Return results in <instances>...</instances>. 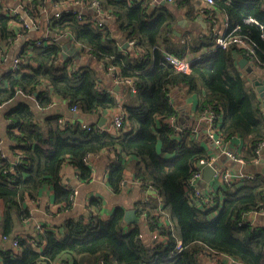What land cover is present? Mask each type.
I'll return each mask as SVG.
<instances>
[{
  "label": "trees",
  "instance_id": "16d2710c",
  "mask_svg": "<svg viewBox=\"0 0 264 264\" xmlns=\"http://www.w3.org/2000/svg\"><path fill=\"white\" fill-rule=\"evenodd\" d=\"M51 1L63 0H33L31 13L39 14V7ZM100 2L126 32L127 40L136 42L135 52L122 50L108 26L101 30L80 24L73 9H63L60 17L50 15L46 27L53 34L74 33L96 61L117 66L120 75L135 81L136 92L129 87L123 91L124 127L110 132L93 124L88 129L79 122L63 126L59 113L43 115L55 97L67 99L87 114L115 108L120 101L102 86L96 64L81 61L76 71H70L73 60L62 59L61 42L30 44L28 59L37 65H30V71H9L5 74L8 85L0 87V104L11 102L6 118L13 142L10 149L17 158L3 155L0 149V199L5 203L0 233L18 241L17 251L12 246L0 249L2 264H205L207 257L218 254L242 264H264V225L247 218L251 212L264 213V165L255 161V149L264 141V101L251 81L254 73L249 77L237 66L239 56L252 66L264 65V0H214L211 5L213 13L226 14L227 33L235 30L249 38L253 56L235 44L213 49V32H191L181 42L174 33L176 15L165 4ZM179 3L196 7L193 0ZM12 20L21 17L0 12V39L8 41L23 30L16 29ZM202 49L206 50L193 59L189 72L174 68L164 58L165 52L186 58ZM173 87L201 94L200 114L209 106L215 108L225 143H233L237 136L246 140L243 148H235L251 175L239 183L221 184L213 208L196 205L184 190L195 163L210 156L197 132L186 130L177 136L170 121L177 114ZM19 90L25 94L19 95ZM34 98L38 110L33 107ZM105 150L115 153L108 178L114 191L123 184L129 161L134 162V176L143 187L158 191L160 200L149 199L137 210L146 216L149 230L156 232L154 240H145L138 224L125 227L123 207H116L109 218L91 214L87 220L69 218L57 229L45 224L29 234L15 233L16 222L29 216L23 203L26 196L36 197L51 185L59 203H70L73 190L62 184L63 164L77 166L81 178L87 180L92 173L87 158ZM99 204L96 199L91 201L95 208ZM179 240L183 250L177 253Z\"/></svg>",
  "mask_w": 264,
  "mask_h": 264
},
{
  "label": "crops",
  "instance_id": "0c3cea01",
  "mask_svg": "<svg viewBox=\"0 0 264 264\" xmlns=\"http://www.w3.org/2000/svg\"><path fill=\"white\" fill-rule=\"evenodd\" d=\"M193 1L196 6L194 10L189 9L185 5H181L179 0H175L173 3H168L165 0H152V5L153 7H158L159 5L165 4L171 8V10H173V13L177 18V27L175 28L174 33L177 38L181 39V42H184L185 35L188 36L191 32L199 35L207 33L212 34L213 27L215 25L220 29V31L221 29L222 31L225 30L223 20L227 17L226 14H224L222 11L213 13L211 9L212 7L210 5L201 4L196 0ZM2 2L6 8L12 9L20 3V0H2ZM50 3L45 6L47 7L46 11L44 7H39V14H37L36 11L31 13L35 18L33 19L36 20V22L38 21L37 24L39 23L37 28H33V26L29 25V17L26 12H20L19 15L21 16V20H12L11 22L16 26V29L23 27V30L20 31L21 34L17 36L19 33L17 30L15 37L11 38L10 41L0 39V87L4 88L6 85H8L6 83L5 74L11 71L14 59L17 56H24L26 58L29 57L28 53L31 51L29 47L31 41L38 38L45 39L47 35L52 34V32H50L46 27V23L51 17L50 15H52L53 10L58 8L54 7V2L51 1ZM65 8L69 7H64L63 9ZM93 12H96L95 8L88 9V13ZM179 12L182 15L179 16ZM213 14L217 17L215 22H213L210 18V15ZM117 23L118 22L115 19L105 21L106 27L108 26L107 28L113 31V36L118 40L120 48L122 50L130 48L131 51L135 52L134 50L136 47L130 44V41L127 40L126 32L122 31L118 27ZM25 24H27L29 27L27 28ZM124 44H127V46H124ZM74 47L79 50L81 56L75 57L71 53H68V57L65 58L61 52L62 59H71L79 63H81V61H87L96 64L101 75L102 86L105 87L114 97H116L120 101V104L117 107L106 111L87 114L80 111H72L69 101L62 97H55L51 107L43 109L42 114H49L51 112L59 113L60 116L62 115L65 118L74 119V123L86 122L87 124H93L102 130H106V127L111 123L115 114L122 111L125 112L123 108V91L129 86L124 82H117L115 80V75H120V70L117 66H104L102 62L96 61L95 58H90L88 54H86V52L80 47ZM206 49L198 50L197 52L188 55L187 58H199ZM137 50L142 51V49L138 48ZM241 58L245 57L239 56L237 58V66L243 71V73L251 77V74L253 75V73L250 74L247 70L248 67L252 66L251 62L247 59L248 62L244 67H241L239 65V60ZM27 68L29 69V66H27ZM117 86H119V88H116ZM171 96L174 106L177 110V114L170 119V121L173 120V127L177 130L181 129L183 132L186 130H193L197 132L198 139L207 148L209 156L217 157L215 162H218V167L229 168L235 173L239 172V165L232 159L225 160V155L221 153V150L227 147H237L240 150L246 145V140L240 136H237L233 143H225L224 145L216 144L213 138L208 134L206 124L201 116L202 114H200L198 111L201 94L188 93L186 87H173L171 90ZM32 102L33 107L38 110L39 105L37 100L34 98ZM10 103L11 102L9 101V103L7 102L6 105L1 104L0 106V135L2 137L0 149L5 155L16 160L17 158L12 155V151L10 149L13 142L8 136L9 119L6 118V110L8 106H10ZM180 134L181 133H179L177 136ZM114 158L115 153L109 150L89 156L87 164L92 167V173L90 178L87 180L81 178L80 169L77 166H74L69 162L64 163L61 169V178L62 184L66 188L73 190L70 203H59L55 199V190L51 185H47L43 189L42 193L36 197L26 196L23 203L29 211V216L23 219L21 222L20 220L16 222L15 233L29 234L39 230L37 225H41L43 227L45 224L49 225L51 228L57 229L59 225L64 223L69 218L83 217L87 220L89 217H91V214H95L101 218H109L116 207H123L125 211L129 209L138 210L140 204L148 201L149 199L151 200L155 198L160 200L158 191L155 188L143 187L142 182L137 180V178L134 176L133 161L128 162L125 180L119 191H114L108 181L110 163ZM260 165H264V150L262 151ZM248 169L251 171L252 167H248ZM244 170L247 171L246 166H244ZM211 184L214 185L217 190L221 186V184L218 183L214 178V174L210 179L204 178L202 174L198 185L205 189ZM222 197L223 193H221L220 198L223 199ZM93 199L100 201L102 204H99L100 206L98 208L91 206V201ZM4 208L5 203L2 199H0V227H2L4 223ZM136 214L140 217L141 221L139 223L132 222L131 224L126 222L125 227L128 228L138 224L142 228L143 238L147 241L154 240L156 232H151L149 230L150 227L146 216L144 214ZM247 218L251 220L255 219V222L258 225H264V213L257 214L251 212L248 214ZM1 234L2 233H0V249L11 246L13 247V236L7 238ZM159 238L163 240L164 237L163 235H159ZM218 255L219 259L215 262H212L210 257H207L205 264H212L219 261L220 264H242L241 262L226 254ZM0 264H2L1 257ZM52 264L61 263L54 262Z\"/></svg>",
  "mask_w": 264,
  "mask_h": 264
},
{
  "label": "built area",
  "instance_id": "2783aa9c",
  "mask_svg": "<svg viewBox=\"0 0 264 264\" xmlns=\"http://www.w3.org/2000/svg\"><path fill=\"white\" fill-rule=\"evenodd\" d=\"M165 1L168 3L175 2V0H165ZM196 1L200 2L201 4H208L210 6L214 3V0H196ZM32 7H33V0H20V3L16 7L12 9H8L3 5L2 0H0V12L1 13L7 16H10V17H14V16L19 15L20 12H26V14L29 17L28 18L29 25L33 26V28H37L39 23L37 24L38 21L36 22V20H34L35 18L33 17V14H31ZM43 7L45 8V11H46L47 7L45 6ZM54 7H57L58 9L55 11L53 16L60 17L62 9L64 7H69V9H73L77 12V18L80 24H85L90 27L101 29V30L106 28L105 26L106 20L115 19L112 14L106 12L103 9V5L101 4L100 0H93L91 2L87 0H63V1L55 2ZM91 8H95L96 12L88 13V9H91ZM210 18L213 22L217 20V17L214 16V14L210 15ZM249 19L252 21H255L254 18H249ZM223 23L225 27V30L223 31L222 29L220 31V29L216 25L213 27V34L216 36L215 46H213V49H215L216 46L228 48L229 46L235 44L243 48L249 56H253L254 47H253V43L249 40V38L246 36L243 37L239 34H236L234 32L235 30H232L227 33L226 28H228V23L226 21V18L223 20ZM25 26L27 28L29 27L27 24H25ZM20 34L21 33L19 32L17 36H19ZM10 40L11 39H9V41ZM65 40H68L71 42L72 45L78 46L81 49H83L90 58H94L93 54L89 51L88 47L80 43L75 38L74 33L70 31H65L59 34L52 33L51 35H47L45 39L38 38L36 40L31 41V44L36 43L37 45H39L43 41H46L49 44H55L58 42L62 43ZM130 44L136 47L135 41L133 40L130 41ZM138 49L140 48L138 47ZM164 58L174 68L178 70H182L185 72H189L191 70V65L193 62L192 58H187V57L181 58L180 56L173 54L171 52H165ZM30 65L36 66L37 63L33 60H29L28 58L24 56H17L14 59L13 65L11 67V71H16L19 69L23 71L25 70L29 71L30 68L28 69L27 66H30ZM68 67L70 71H76L80 67V64L79 62L73 60L69 63ZM253 68H254V74L257 76H260L261 80L264 83V65L261 66L259 64L257 65L253 64ZM115 80L117 82L126 83L133 92H136L137 87H136L135 81L132 78L116 74ZM98 86L100 87L101 85L99 84ZM18 94L24 95L25 93L19 90ZM70 108L72 111H75V112L79 111V108L77 105H74V106L70 105ZM125 115L126 114L124 111L115 114L111 123L106 127V130L110 132H115L121 127H124ZM201 116H202L203 121L206 124V129H207L208 134L213 138L215 143L219 145H224L225 142H224V139L222 138V133H221L220 124H219V114L216 112L215 108L212 106L207 107ZM58 121L63 126H69V125L74 124V119L65 118L63 116L59 117ZM172 122L173 120H171V124ZM80 124L85 128H88V129L92 128V125L87 124L86 122L80 123ZM175 130H176V134L183 132L181 129L180 130L175 129ZM263 150H264V141H261L258 143V146L255 149V151L258 154V158L255 159L256 162L260 161L261 159L260 156H262ZM221 153L226 154L230 159L234 160L239 165V172L235 173L229 168L216 167V170L214 172V178L216 179L218 183L220 184L239 183L243 181L246 177H249L251 175L249 172L244 170L246 160L237 153V150L235 148H232V147L224 148L223 150H221ZM216 158H217L216 156H213L208 159L202 158L199 161H197L192 169L190 178L188 179V181L186 182L184 186V190L187 193V196L189 197V199L192 202H194L196 205L202 206L203 208H213L215 205V198L218 195H217V188L214 185L212 184L208 185L205 189L201 188L198 185L199 179H201L202 174H203L201 164H205V163L214 164ZM88 160L89 159L87 158V161ZM213 214L215 215L216 211H214ZM37 228H41V225H37ZM12 244H13L14 249L17 251L18 241L16 238H12ZM182 250H183V246H182L181 241L179 240L176 245V252L179 253ZM218 259H219V255H214L210 257V260L212 262H215Z\"/></svg>",
  "mask_w": 264,
  "mask_h": 264
},
{
  "label": "water",
  "instance_id": "95a60500",
  "mask_svg": "<svg viewBox=\"0 0 264 264\" xmlns=\"http://www.w3.org/2000/svg\"><path fill=\"white\" fill-rule=\"evenodd\" d=\"M164 3V2H163ZM57 9H54L52 14L55 13ZM124 46H127V44H124ZM68 53H71L72 55H74L75 57H80V52L79 50L74 47L70 41L65 40L62 42V55L67 58L68 57ZM248 62L247 58H241L239 60V65L241 67H244L245 64ZM248 72L254 73V68L253 66H250L247 68ZM252 81L253 83L257 86L258 91L260 92V95L262 97V100L264 101V83L261 80L260 76L257 75H253L252 76ZM116 88H119V86H117ZM225 155V160H231L226 154ZM202 170H203V177L206 179H210L211 176H213L216 167H218V162H215L214 164H201ZM137 210L136 209H129L125 211V221L129 224H131L132 222H136L139 223L141 221L140 217L137 216ZM212 264H220L219 262L216 263H212Z\"/></svg>",
  "mask_w": 264,
  "mask_h": 264
},
{
  "label": "rangeland",
  "instance_id": "374dc122",
  "mask_svg": "<svg viewBox=\"0 0 264 264\" xmlns=\"http://www.w3.org/2000/svg\"><path fill=\"white\" fill-rule=\"evenodd\" d=\"M178 15L180 16V15H182V14L179 12V14H178ZM35 17H36V16H35ZM214 46H215V41H214Z\"/></svg>",
  "mask_w": 264,
  "mask_h": 264
}]
</instances>
